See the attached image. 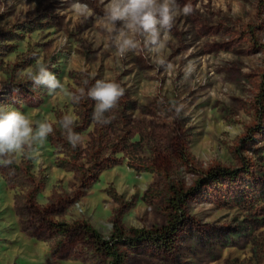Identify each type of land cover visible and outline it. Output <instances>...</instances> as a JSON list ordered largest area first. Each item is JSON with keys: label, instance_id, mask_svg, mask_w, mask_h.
I'll use <instances>...</instances> for the list:
<instances>
[{"label": "rangeland", "instance_id": "obj_1", "mask_svg": "<svg viewBox=\"0 0 264 264\" xmlns=\"http://www.w3.org/2000/svg\"><path fill=\"white\" fill-rule=\"evenodd\" d=\"M108 3L0 0V106L10 105L33 121L54 122L72 113L78 145L85 148L95 121L84 128L69 93L85 76L89 84L119 82L125 124L118 123L116 133L129 131L134 141L138 132L144 135L145 155L164 152L165 164L179 173L185 189L211 169L238 174L226 185L231 192L212 197L203 187L189 200L191 223L175 253L159 254L144 245L125 264H264V0H177L180 8L191 3L194 11L178 12L163 35L165 66L152 54L117 56L100 25ZM37 60L61 80V90L49 95L45 86L25 80L24 71ZM190 62L195 69L186 76ZM53 126V137L57 130L65 135L59 124ZM177 139L176 148L190 152V164L174 162L171 143ZM57 146L47 139L30 158L0 166V264H102L91 256L72 260L54 254L44 225H31L24 208L32 183L41 187L35 199L39 218L85 221L105 239L115 220L146 231L166 223L161 211L166 182L158 175L136 172L124 157L83 188L72 172L57 166L65 158Z\"/></svg>", "mask_w": 264, "mask_h": 264}, {"label": "trees", "instance_id": "obj_2", "mask_svg": "<svg viewBox=\"0 0 264 264\" xmlns=\"http://www.w3.org/2000/svg\"><path fill=\"white\" fill-rule=\"evenodd\" d=\"M83 101L78 104L73 103V106L77 110L79 119L84 122L85 128L91 123L93 124L94 102L87 98ZM106 115L114 118L110 123L104 125L95 121L94 131L88 135L89 140L85 148H81L78 144L73 148L59 130L55 132V137L52 135L48 137L53 145L62 147L61 153L65 158L57 160V166L72 172L79 184L86 188L97 179L99 173L119 165L122 158L126 157L129 168L138 173L156 174L166 182L161 207L166 223L146 231L144 229H126L115 220L110 236L105 239L85 221L69 224L44 219L43 215L42 218H39L36 213L39 215L41 213L37 210L38 207L35 208V199L41 191V187L39 183H32L24 198V208L26 211L28 209L30 211L28 214L31 218V225L38 224V228L44 225L54 254L62 253L59 255L62 259L84 260L91 256L102 264H125L127 255L144 245L151 246L159 254L171 255L176 252L183 232L191 223L187 212L189 200L197 193L204 191L203 187L208 188L207 194L212 197L223 192H231L229 186L236 181L238 174L236 171L225 168L211 169L202 176L201 180H197L195 187L185 189L178 180L179 173L174 169H169L165 164L166 154H163L164 152L153 150L145 155L144 135L138 132L139 139L134 141L129 131L123 132V134L116 133L118 123L125 124L121 104H118L116 109ZM175 129L181 133L180 127ZM180 140L177 139L171 143L172 150H175L173 153L174 162H179V166L184 163L190 164L193 159L187 147L182 146L179 150L176 148L177 142ZM185 142L186 139H184ZM117 155L121 156L116 157ZM24 170L26 175L27 170L25 168ZM227 184L229 186H226ZM33 229L37 228L33 226ZM39 231L40 229L35 230V233L38 234Z\"/></svg>", "mask_w": 264, "mask_h": 264}, {"label": "clouds", "instance_id": "obj_3", "mask_svg": "<svg viewBox=\"0 0 264 264\" xmlns=\"http://www.w3.org/2000/svg\"><path fill=\"white\" fill-rule=\"evenodd\" d=\"M193 11L191 3L180 8L177 0H109L100 25L109 34L119 58L129 52L147 53L156 57L158 66H165L163 35L170 33L178 12L190 15ZM194 69V64L190 62L185 68V75L191 74ZM24 77L35 86H45L49 95L63 88L61 80L39 60L34 67L24 71ZM124 94L125 89L119 82L97 79L89 84L86 76L81 86L69 93L74 104L85 98L93 101V119L101 125L110 123L114 118L106 114L117 108ZM54 123L59 124L67 143L75 148L80 136L74 130L77 123L74 114L65 113L54 122L48 119L33 121L27 113L10 105L0 106V166L13 165L19 156L30 158L35 153V146L54 133Z\"/></svg>", "mask_w": 264, "mask_h": 264}]
</instances>
